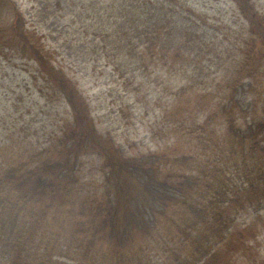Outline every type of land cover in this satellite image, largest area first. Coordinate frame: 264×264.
I'll use <instances>...</instances> for the list:
<instances>
[{
	"label": "trees",
	"instance_id": "trees-1",
	"mask_svg": "<svg viewBox=\"0 0 264 264\" xmlns=\"http://www.w3.org/2000/svg\"><path fill=\"white\" fill-rule=\"evenodd\" d=\"M58 1L66 4L64 10L71 15L87 10L84 0H77L80 2L73 11L67 9L74 0ZM162 1L96 0L91 18L81 22L71 18L69 23L77 32V43H91L98 54V41L106 52L114 49L123 57L115 62L122 65L118 78L126 86L124 90L133 84L137 72L148 78L155 74L158 85L175 90L169 95L177 99L178 106L196 84L179 79L173 87L170 72L192 65L208 43L197 46L192 55L190 40L173 42L199 33V25L194 29L197 15L193 6L188 8V0H170L168 14H162ZM233 2L251 22L248 0ZM11 11L22 30L25 20L21 10ZM206 20L208 25L198 21L201 30L206 26L214 35L219 27ZM262 22L261 18L251 22L243 69L226 87L231 97L226 95L225 102L218 105L228 115L236 108L243 111V122L223 117L225 127L216 130L210 117L203 120V114L199 118L188 109L177 107L173 113L164 109L163 125L152 132V139L160 142L165 137L169 145L152 152L123 156L109 138L98 133L80 90L68 79L58 82L55 78L60 96L71 109L62 136L44 133L41 141L28 150L26 145L23 151L19 147L26 136L0 145L4 165L0 163V264H54L58 258L82 264H153L151 251L180 264L170 248L178 249V244L195 236L193 261L220 264V252H212L218 242L216 234L226 232L233 224L231 217L244 212L245 207L264 203V127L260 129L264 108L258 110V101L252 108L247 106L243 93L248 89L243 79L251 75L247 65L264 53ZM12 36L16 35L11 32ZM162 36L167 42L157 49ZM22 38L38 42L41 36L31 32ZM31 49L39 64L30 59L39 67L33 83L40 78L48 80L54 74L47 67L55 70L53 49ZM222 60L228 58L222 56ZM86 153L99 156L100 165L87 181L79 183L78 159ZM226 184L230 188L224 191ZM205 187L213 189L210 196L203 194ZM217 188L220 193L214 190Z\"/></svg>",
	"mask_w": 264,
	"mask_h": 264
},
{
	"label": "rangeland",
	"instance_id": "rangeland-1",
	"mask_svg": "<svg viewBox=\"0 0 264 264\" xmlns=\"http://www.w3.org/2000/svg\"><path fill=\"white\" fill-rule=\"evenodd\" d=\"M84 1L87 10L84 13L71 15L64 10L66 4L58 0H0V122H4L2 139L9 143L26 136V140L23 145H20L19 150L23 151L26 145L28 150L37 140H42L44 133H54L57 137H61L66 123L71 120V109L67 101L60 96L54 82L55 78L58 82L63 78L68 79L74 87L76 86L80 90L89 104L98 132L110 138L120 153L126 157L157 148V144L150 141L149 135L150 132L159 128L158 126L163 125L162 112L164 109H171V113L177 107L188 110L195 109L197 105H201V102L207 103L218 94L215 89V80L218 79V76L222 83L229 82L231 84L233 82L235 74L231 64L242 60L240 47L244 45L245 40L249 39V35L245 33L249 23L242 16H235L237 21L246 26L241 31L239 27L236 29L233 23L234 16L228 15L229 19H223L219 14L220 11L232 9L226 0H189L187 2L188 8L191 6L195 8L197 26L194 29H197L199 25L197 29L199 33H190L173 42L190 40L188 44L194 48L192 55L197 53V46L202 43L208 44L205 47V52L200 53L197 57L193 56L195 62L192 65L170 72L174 76L173 87L177 86L180 82L179 79L200 81V91L193 92L192 95H189L188 102L183 101L182 105L178 106H175L177 99L169 95L175 90L158 85L154 81L155 74L148 78L147 74L137 72L133 84L124 90L122 87L126 86L122 85L118 78L122 65L115 62L123 57L116 54V51L111 49L108 44L111 50L106 52L103 47L100 48L101 42L94 39L99 45L100 55L93 52L91 43H77L76 37H74L77 32L70 26L69 19L81 22L88 16L91 18L92 13L95 12L92 5H95L96 0ZM77 2L80 1L70 2V7L67 10L73 11L78 5ZM254 2L255 7L259 9L257 10L264 16V0H254ZM162 7V14H168V2H165ZM13 8L14 10L19 8L25 16L22 30L16 23L14 12L11 11ZM184 8L186 9V7ZM187 12L193 13L191 10ZM206 18L210 22L219 23L220 26L214 35L211 30H208L204 37V32L201 30L203 25L198 21L202 19V22H206L208 25ZM262 21L264 27V18ZM90 22L92 23L91 19ZM93 22L97 24L95 19ZM100 27L103 26L98 25V28ZM11 32L16 36L10 38ZM31 32H34L38 37L41 36L38 42H35L36 40L27 42L22 38V34L28 38ZM237 32H240L238 38ZM195 41L197 43L194 45ZM165 42L167 39L162 36L157 49L164 48ZM32 46L39 47V49L43 47L53 49L51 62H54L55 66V70L50 66L47 67V71L54 74L51 78L49 77L48 80L40 78L35 84L33 76L37 71L39 72V67L32 62L37 63L32 58L34 56ZM216 48L221 54L214 51ZM142 50L144 51V49ZM214 54L218 57L214 60L217 63L222 62V56L223 58L230 56L231 59L225 65V73L228 68L227 80L224 69L219 70L220 66L208 61L215 56ZM116 64L118 66H115ZM254 66L256 69L254 78H248V80L252 86H257L264 81V60H255ZM211 82L212 84H210ZM58 85L61 87V84L58 83ZM204 89H208L209 94L212 93L214 96L203 98L202 91ZM197 99L198 103H196ZM224 101L225 95L223 94L215 108ZM201 109L207 113V109ZM225 122L223 114H220L214 118L213 126L216 130H220ZM20 154L21 152H19ZM15 155L16 153L13 157ZM0 163L1 166H4L1 160ZM17 164L19 163H15V165ZM80 165L79 183L83 180L87 181L90 173H96L100 160L96 154L87 153L78 159L77 167ZM24 166L21 165V168ZM75 175H77V171H75ZM261 212L264 211L261 210ZM256 214L250 212L239 218L237 225L239 230L236 232V236L231 239L228 245L218 249L220 264H264V217L260 221L258 217H255ZM56 216L54 215L52 220ZM196 237L187 240L184 245L178 244V249L170 248L169 252L180 264L194 262L192 261L195 258L192 244L198 240ZM220 238L221 236L216 240ZM149 256L152 257L153 264L177 263L174 259L163 260L156 252L151 251ZM58 259L54 264H82L63 258ZM174 261L175 263H173Z\"/></svg>",
	"mask_w": 264,
	"mask_h": 264
}]
</instances>
